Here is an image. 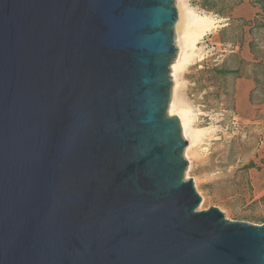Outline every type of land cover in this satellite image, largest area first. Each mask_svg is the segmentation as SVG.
<instances>
[{"label": "water", "instance_id": "obj_1", "mask_svg": "<svg viewBox=\"0 0 264 264\" xmlns=\"http://www.w3.org/2000/svg\"><path fill=\"white\" fill-rule=\"evenodd\" d=\"M177 0H0V264H264L202 202L174 115Z\"/></svg>", "mask_w": 264, "mask_h": 264}, {"label": "rangeland", "instance_id": "obj_2", "mask_svg": "<svg viewBox=\"0 0 264 264\" xmlns=\"http://www.w3.org/2000/svg\"><path fill=\"white\" fill-rule=\"evenodd\" d=\"M179 1L218 22L178 73V95L202 133L188 156L185 138V178L202 196L198 211L216 207L230 221L263 226L264 19L256 15L264 16V0ZM175 42L179 56L177 31Z\"/></svg>", "mask_w": 264, "mask_h": 264}, {"label": "bare ground", "instance_id": "obj_3", "mask_svg": "<svg viewBox=\"0 0 264 264\" xmlns=\"http://www.w3.org/2000/svg\"><path fill=\"white\" fill-rule=\"evenodd\" d=\"M178 9L180 20L178 22L176 31L178 32L180 53L178 58L176 59L175 64L173 65L174 90L171 101V109L173 114L177 115L180 118L184 137L189 140L191 144L186 152V156H188V151L190 150L191 146L200 139L202 133H200L199 130L192 128L193 126L191 125L193 122V113L191 112L190 107L187 106V104H184L182 102L183 100L180 99V92L178 95V90L180 86L178 80V73L185 67V65L191 59V55L189 56V54H187V52L190 53V51L188 50L194 52L199 42L207 34L211 33L218 27V22L212 17L201 16L197 14L195 10L190 8L187 4L182 1H179ZM194 130L198 132H195Z\"/></svg>", "mask_w": 264, "mask_h": 264}, {"label": "trees", "instance_id": "obj_4", "mask_svg": "<svg viewBox=\"0 0 264 264\" xmlns=\"http://www.w3.org/2000/svg\"><path fill=\"white\" fill-rule=\"evenodd\" d=\"M262 9V13H264V8L262 7L261 8ZM256 18H262V20L264 19V16L261 14V13H258L257 15H256ZM263 27H264V25H263ZM237 71H233V72H231V71H228V72H225V73H236ZM253 81H254V83L256 84V86H258V81L256 80V79H253ZM253 92H254V90H253ZM253 92H252V94H253ZM250 102L251 103H253L252 102V97L250 98ZM254 167V165H251V168H253Z\"/></svg>", "mask_w": 264, "mask_h": 264}]
</instances>
